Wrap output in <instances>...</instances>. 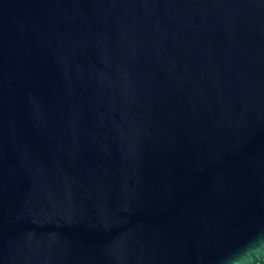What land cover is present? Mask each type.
<instances>
[{"label":"water","instance_id":"obj_1","mask_svg":"<svg viewBox=\"0 0 264 264\" xmlns=\"http://www.w3.org/2000/svg\"><path fill=\"white\" fill-rule=\"evenodd\" d=\"M264 261V0H0V264Z\"/></svg>","mask_w":264,"mask_h":264},{"label":"trees","instance_id":"obj_2","mask_svg":"<svg viewBox=\"0 0 264 264\" xmlns=\"http://www.w3.org/2000/svg\"><path fill=\"white\" fill-rule=\"evenodd\" d=\"M260 264H264V261L262 263H260Z\"/></svg>","mask_w":264,"mask_h":264}]
</instances>
